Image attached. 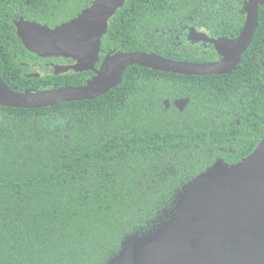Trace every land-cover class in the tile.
<instances>
[{"label":"trees","instance_id":"obj_1","mask_svg":"<svg viewBox=\"0 0 264 264\" xmlns=\"http://www.w3.org/2000/svg\"><path fill=\"white\" fill-rule=\"evenodd\" d=\"M130 4L134 10L137 1ZM132 19L130 13L118 25L122 42L112 28V37L103 36L101 59L111 48L161 53L137 38ZM2 34L0 77L10 88L40 89L35 79L8 77L22 67L25 50L1 45ZM92 75H70L67 83ZM181 77L135 64L94 99L0 106V264H107L125 236L148 229L171 207L181 186L213 160L205 146L218 128L211 123L216 112L200 111L201 99L215 107L230 98L228 89L215 95L201 88L189 115L166 109L163 99L181 95Z\"/></svg>","mask_w":264,"mask_h":264},{"label":"water","instance_id":"obj_2","mask_svg":"<svg viewBox=\"0 0 264 264\" xmlns=\"http://www.w3.org/2000/svg\"><path fill=\"white\" fill-rule=\"evenodd\" d=\"M124 1L93 0L54 27L23 19L16 23L17 35L28 51L43 58L76 60L56 73L92 71L94 75L83 85L40 91L10 88L0 77V106L42 108L94 99L117 86L125 70L135 64L175 74L229 72L248 47L257 25L258 4L264 3H245L247 18L236 39L211 40L224 56L220 62L193 63L155 52L118 51L106 55L96 68L108 19ZM187 102L188 98H179L174 106L182 110ZM107 264H264V137L237 163L217 159L182 185L171 207L148 229L125 236L120 251Z\"/></svg>","mask_w":264,"mask_h":264},{"label":"flooded vegetation","instance_id":"obj_3","mask_svg":"<svg viewBox=\"0 0 264 264\" xmlns=\"http://www.w3.org/2000/svg\"><path fill=\"white\" fill-rule=\"evenodd\" d=\"M92 1L22 0L20 2V0H0V11L4 12V14L0 13V32L3 33L1 45L10 47L13 43L22 44L25 50L23 55L25 60L20 61L22 67L17 68V71L10 70L8 77L13 79H35L38 81V87H40V89H37L31 85V87L20 89L40 91L49 90L47 87L51 84L54 87L50 89L67 86V79L70 75L85 71L68 70L56 73V70H60L59 67L74 64L76 60L70 57L43 58L28 51L17 35L16 23L23 19L47 27H54L70 20H61L60 16L75 17L89 7ZM135 1H137V4L134 10L132 4L129 7L126 6L127 0L124 1L121 7L116 9L115 13L108 19V28L103 36L112 37L111 33L108 34V30L112 28L114 30L113 36L117 38L119 35V40L122 42L123 32L118 30V25H123L126 15L132 13L133 28L137 33V38L143 39L146 45L161 52L157 54L164 57L166 55L180 57L179 61L193 63L222 61L224 56L217 50L211 40L223 39L227 41L236 39L241 33L247 18L244 5L248 0ZM147 3L149 6L145 5ZM2 5L5 6L4 9ZM101 52H103V49L100 43L98 61L95 63L96 68L100 67L106 55L115 53L114 49L111 48L101 59ZM3 57H5L4 54L0 53V58L3 59ZM170 59L178 60L175 58ZM21 69L22 72H20ZM178 75L182 76L181 95L172 99H163L162 103L166 109L172 106L176 108L174 106L175 100L188 98V102L182 110L176 109L189 115L187 107L191 103V96L201 91V88L203 92L208 94L213 91L215 95H220L221 92H226L227 89L229 92L228 103L220 100L221 103L214 107L203 104L204 98L199 103L200 111L210 107L214 108L217 120L211 123L218 126V128L208 132L209 139L205 150L213 160L203 170L212 165L217 159H222L225 163L232 165L250 154L264 137V3L258 4V19L255 31L248 47L242 52L234 69L219 74ZM63 79L65 81L61 82ZM89 79H86L81 85ZM57 80L58 82H56ZM194 85H197V87L194 88ZM203 92L200 94L204 95ZM166 100L168 104L165 103ZM218 101L216 100V102Z\"/></svg>","mask_w":264,"mask_h":264}]
</instances>
